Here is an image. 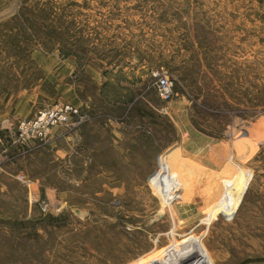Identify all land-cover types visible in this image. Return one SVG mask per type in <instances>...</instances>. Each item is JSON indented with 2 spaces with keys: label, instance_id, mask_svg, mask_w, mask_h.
Returning a JSON list of instances; mask_svg holds the SVG:
<instances>
[{
  "label": "rangeland",
  "instance_id": "374dc122",
  "mask_svg": "<svg viewBox=\"0 0 264 264\" xmlns=\"http://www.w3.org/2000/svg\"><path fill=\"white\" fill-rule=\"evenodd\" d=\"M0 264H264V0H0Z\"/></svg>",
  "mask_w": 264,
  "mask_h": 264
},
{
  "label": "built area",
  "instance_id": "2783aa9c",
  "mask_svg": "<svg viewBox=\"0 0 264 264\" xmlns=\"http://www.w3.org/2000/svg\"><path fill=\"white\" fill-rule=\"evenodd\" d=\"M174 82L168 76L160 75L155 88L162 99L168 100L174 95ZM68 120V116L63 112L54 111L48 114H42L35 122L26 125L23 131L29 130L31 127L41 128V133L38 136L47 135L52 128L56 125L61 124ZM20 136H21V126H20Z\"/></svg>",
  "mask_w": 264,
  "mask_h": 264
},
{
  "label": "bare ground",
  "instance_id": "6f19581e",
  "mask_svg": "<svg viewBox=\"0 0 264 264\" xmlns=\"http://www.w3.org/2000/svg\"><path fill=\"white\" fill-rule=\"evenodd\" d=\"M191 244H193L194 242L190 241Z\"/></svg>",
  "mask_w": 264,
  "mask_h": 264
}]
</instances>
